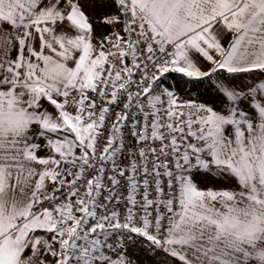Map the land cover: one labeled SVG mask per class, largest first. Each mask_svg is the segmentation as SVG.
<instances>
[{"label":"snow or ice","instance_id":"6c2138e0","mask_svg":"<svg viewBox=\"0 0 264 264\" xmlns=\"http://www.w3.org/2000/svg\"><path fill=\"white\" fill-rule=\"evenodd\" d=\"M0 264H264V0H0Z\"/></svg>","mask_w":264,"mask_h":264},{"label":"crops","instance_id":"0c3cea01","mask_svg":"<svg viewBox=\"0 0 264 264\" xmlns=\"http://www.w3.org/2000/svg\"><path fill=\"white\" fill-rule=\"evenodd\" d=\"M170 75V79L167 81V83L170 85L174 80H179L180 77L178 74H169ZM178 87H180L178 85ZM202 86H196V85H192V86H183L181 87V92L183 94H185L186 96H193L195 94H197L198 92V88H200ZM201 99H206L205 96L201 95L200 96Z\"/></svg>","mask_w":264,"mask_h":264}]
</instances>
